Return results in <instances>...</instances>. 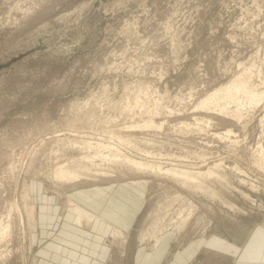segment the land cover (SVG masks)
Here are the masks:
<instances>
[{
    "label": "rangeland",
    "instance_id": "rangeland-1",
    "mask_svg": "<svg viewBox=\"0 0 264 264\" xmlns=\"http://www.w3.org/2000/svg\"><path fill=\"white\" fill-rule=\"evenodd\" d=\"M239 79L264 81V0H0V215L19 208L0 264H228L224 241L264 213V110L200 101ZM115 154L224 178L194 180L212 194ZM61 164L80 176L56 178ZM69 200L95 218L75 224ZM175 202L188 217L154 245L143 219Z\"/></svg>",
    "mask_w": 264,
    "mask_h": 264
},
{
    "label": "bare ground",
    "instance_id": "bare-ground-1",
    "mask_svg": "<svg viewBox=\"0 0 264 264\" xmlns=\"http://www.w3.org/2000/svg\"><path fill=\"white\" fill-rule=\"evenodd\" d=\"M233 88L243 89L248 94L250 100L251 99H255V97H256V93H253V92L247 90L246 86L244 84V81L239 79L236 82H230V83H228V84H226V85H224L222 87L215 88L213 91H211L206 97H204L200 101V106H204V105L208 106L209 104L216 103L219 99L224 98V96L227 93H229ZM219 110H222L224 112L230 111L228 109H225L223 106L220 107ZM231 115L233 117H235L237 120H239L240 117H241V113L240 112L232 111ZM226 133L227 134L231 133L230 129H228L226 131ZM90 144H91V142H89V141H83L82 142V147H86L87 150H88V148L92 146V145L90 146ZM257 151H259V150H257ZM113 154L114 153L104 154L102 152H100V153L96 152L95 156L96 157H100L101 159H105L109 155H113ZM116 156H117V160H119L120 163L121 162L128 163V164L134 166L137 170L138 169H149V170H152V171L158 170V171H161V172H164V173H168L174 179H176V180L180 179V183L181 184H187L186 183L187 180H193V181H191V183H193V182H195V183L191 184L192 186H194L195 188H197V189H199L201 191L212 192V194L214 192L213 191H209L207 186H205L202 183V181H199V180L198 181H194V180H197V178L199 176H202L203 174L213 175V176H216V177L217 176L218 177L222 176V174H219L218 172H215L213 167L212 168L209 167L205 171H195V172L192 173L190 171H187V170H184V169H177V168H174V167L162 168L159 165H155V164H153L151 162H148V161L134 159V158L129 157V156L125 155V154H117ZM82 157L83 158H88L89 154H86V155L84 154V156H82ZM215 165H217V164H215ZM54 176L56 178H60V179H63V180H68L70 182V180H76L80 176V171L79 170H75V169H68L65 165L61 164V165H57V167H56V169L54 171ZM130 182L133 183V184H137L140 181H132L131 180ZM141 182H145V181H141ZM29 188H30L29 186L23 187V193H21V195H22L21 196V201H22L23 206L25 208V211H26V214H27L26 216L29 219H31V218H33V215H34L35 212H33L34 211V204L32 203L31 197L29 195ZM68 205H69L68 206V210L71 211L72 213H74V215H75L74 222L76 224H78V225H82V223H83L82 221L83 220H85L86 222L90 221L93 218V216H94V214L92 212H90L89 210L85 209L84 207H82L81 205H79L78 203H76L74 201L69 200L68 201ZM228 206H230V208L231 207L233 208V204H229ZM13 207H15L17 209V211L19 210L18 204H16L15 201L14 202H10L9 203V207L6 210V214L4 213L5 216L3 214L0 215V216L3 215L4 217L7 218V219L6 218L4 219V217L3 218L0 217V238H2V236L4 237L9 232V226H10V223H9L10 220L9 219H10V213H11L10 211L12 210ZM187 217L188 216L186 215L185 216V220L187 219ZM179 228H181V227H179ZM120 233H122V232L121 231H116L115 228H113V230H112V234L113 235L120 234ZM143 237H144V235H143ZM154 240H155L154 241V245H155V244H157L158 241L156 239H154Z\"/></svg>",
    "mask_w": 264,
    "mask_h": 264
},
{
    "label": "clouds",
    "instance_id": "clouds-1",
    "mask_svg": "<svg viewBox=\"0 0 264 264\" xmlns=\"http://www.w3.org/2000/svg\"><path fill=\"white\" fill-rule=\"evenodd\" d=\"M252 87L256 90L255 99L250 100L246 92L233 88L224 96L222 100L223 107L234 112L247 111L249 108L264 110V81L253 84ZM262 120H264V117H262ZM144 206L145 202L138 200L122 209L114 221L115 230L126 232L132 228ZM178 206L179 202L166 205L157 204L153 207L143 219L142 223L145 231L150 233L151 237L157 241L175 233L185 221V217L177 211Z\"/></svg>",
    "mask_w": 264,
    "mask_h": 264
},
{
    "label": "crops",
    "instance_id": "crops-1",
    "mask_svg": "<svg viewBox=\"0 0 264 264\" xmlns=\"http://www.w3.org/2000/svg\"><path fill=\"white\" fill-rule=\"evenodd\" d=\"M94 218L95 214L90 221ZM90 221L83 220L82 222L88 223ZM224 246V256L227 258L228 264H264V213L249 227L243 237L239 240L229 238V240L224 241ZM190 250L191 253L189 254L188 247L184 248L187 256H194L197 252L193 246Z\"/></svg>",
    "mask_w": 264,
    "mask_h": 264
}]
</instances>
